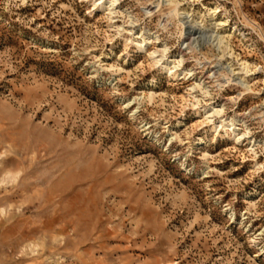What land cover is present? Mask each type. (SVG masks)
<instances>
[{"label":"rangeland","instance_id":"obj_1","mask_svg":"<svg viewBox=\"0 0 264 264\" xmlns=\"http://www.w3.org/2000/svg\"><path fill=\"white\" fill-rule=\"evenodd\" d=\"M95 1L0 0V264H264V0Z\"/></svg>","mask_w":264,"mask_h":264},{"label":"bare ground","instance_id":"obj_2","mask_svg":"<svg viewBox=\"0 0 264 264\" xmlns=\"http://www.w3.org/2000/svg\"><path fill=\"white\" fill-rule=\"evenodd\" d=\"M170 4H176L177 6H178V1H172V0H170V1H168ZM116 3L114 2V3H112L110 6L108 5V3H106L104 0H96L95 1V6H97L99 9H102V10H104V11H107V10H112L111 8L112 7H114V5H115ZM180 6V5H179ZM181 9H177V12H179ZM182 11V10H181ZM185 13V12H184ZM181 15V14H180ZM183 15V14H182ZM188 16V15H187ZM196 23V22H195ZM220 23V22H219ZM219 26H222V24H219V25H217V27H219ZM223 27V26H222ZM214 28V27H213ZM221 28V27H220ZM212 30V29H211ZM190 31V30H189ZM217 31V30H216ZM223 31V30H222ZM215 32V31H214ZM193 34V33H192ZM222 34V32L221 33H217L216 34V39H217V41L219 42V44H221V45H224V44H228L229 45V43H227V41H228V39H230V36H223V35H221ZM206 35V34H205ZM228 42H230V41H228ZM146 42H144V43H137V46H138V49L140 50V51H142V52H146L147 51V44H145ZM227 45V46H228ZM230 46V45H229ZM228 46V47H229ZM217 47V46H216ZM225 47V46H224ZM223 49V48H222ZM230 49H232V48H230ZM227 50V49H226ZM152 60H153V62H154V64L156 65V66H158V68H161L162 70H164V71H166L168 74H170V75H173L174 74V71L169 67V65L166 63V62H163V59L160 57V56H157V52H154V53H152ZM163 57H165V56H163ZM159 58H161V59H159ZM248 64V63H247ZM247 64L246 63H244L243 64V66H244V69L243 70H241V72L240 73H237L236 74V76L238 77L236 80L237 81H239V83H241V84H243V86H245V87H248L247 86V82H246V79L245 78H243V72L244 71H247V73H249V71H251V70H249V68H250V66H247ZM240 70V69H239ZM232 71V70H231ZM234 71V70H233ZM250 89V88H249ZM218 128L219 127H217L216 128V131H218ZM227 134V136L228 137H231L232 135L231 134H229L228 132L226 133ZM237 136L238 135H234V138H237Z\"/></svg>","mask_w":264,"mask_h":264}]
</instances>
